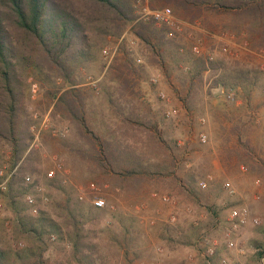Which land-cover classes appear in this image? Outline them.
I'll list each match as a JSON object with an SVG mask.
<instances>
[{"label": "rangeland", "instance_id": "374dc122", "mask_svg": "<svg viewBox=\"0 0 264 264\" xmlns=\"http://www.w3.org/2000/svg\"><path fill=\"white\" fill-rule=\"evenodd\" d=\"M143 5L151 7L150 0L132 2L135 14ZM227 19L225 14L205 10L193 23L181 20L186 25L177 39L184 46L199 40L210 49L214 38L209 34L225 32L223 25ZM122 35L123 39L119 40ZM120 37L108 36L95 58L80 69L83 86L87 87L88 119L100 127L102 136L110 130L127 136L154 163L150 172L122 180L111 173L90 171L86 161L70 152L71 143L75 142L74 124L60 115H52L53 102L47 92L53 87L30 75L27 78L29 130L32 125L41 128L38 141L31 145V140L26 151L35 156V170L26 172L43 185L48 199L34 206L23 200L27 213L35 214L43 209L55 217L66 194L73 200L78 199L77 187H82L85 194L82 201L92 205L88 186L95 183L105 206L97 210L98 215L94 221L87 222L86 228L95 237L99 264H198L208 246L220 250L222 258L218 264H262V258L253 260L255 250L251 239L256 236L254 229L264 225V170L257 168V164L264 167V95L261 93L264 57L245 48L243 35H234L231 51L235 55L215 53L221 69L204 72L195 107L188 111L173 87L182 89L181 69L186 71L189 63L183 59L178 65L163 66L152 61L150 51L138 41L131 26ZM120 45L126 47L127 58L133 60L136 71L130 76L124 94L113 95L115 104L111 105L103 87L112 85L107 70L115 56L118 55L120 63L123 61L117 53ZM113 49L115 53L109 61ZM136 57L142 58V62L137 63ZM224 70L229 75L247 77L250 90L245 84L237 85L235 100L213 93L211 88L216 86L213 78ZM61 82L58 79L56 85ZM181 93L184 96L182 90ZM171 109H176L177 114L167 116L165 111ZM126 113L138 116L143 122L140 128L119 129L120 117ZM201 117L204 122H200ZM200 133L206 134L205 142L200 141ZM151 134L161 137L164 147ZM244 151L257 163L254 171L244 168L238 155ZM9 155L5 147V160ZM56 163L61 169L56 170L51 180L47 172ZM63 170L67 171L66 182H63ZM207 174L213 176V181L202 189L197 182ZM19 181L25 186L22 179ZM226 181L233 193L223 188ZM191 188L198 191V197L191 193ZM162 194L168 195L170 201L160 200ZM0 203V242L14 248L23 247L26 241L20 240L19 245L10 232L13 213L6 205L2 190ZM240 204L247 207L250 217H256L258 223L248 221L231 230L228 210ZM227 233L234 241L232 248L226 246ZM44 258L45 264H75L68 243L57 240L54 235L48 240Z\"/></svg>", "mask_w": 264, "mask_h": 264}, {"label": "trees", "instance_id": "16d2710c", "mask_svg": "<svg viewBox=\"0 0 264 264\" xmlns=\"http://www.w3.org/2000/svg\"><path fill=\"white\" fill-rule=\"evenodd\" d=\"M133 1L0 0V182L16 167V174H11L2 194L13 213L10 221L13 238L18 243L26 241L20 248L0 242V264H45L44 252L53 235L68 243L75 264H99L95 237L86 224L94 221L100 208L76 198L73 200L66 194L62 204L58 205L57 217L43 209L35 214L26 211L23 200L31 189L29 184L23 186L19 181L24 175L20 179L18 175L35 170L34 154L26 153L33 137L27 109L28 76L33 75L53 87L47 92L53 102L52 115H60L74 124L76 135L70 152L86 161L90 171L111 173L125 180L149 173L154 163L127 136L122 137L110 129L102 136L100 127L88 119L87 87L83 86L80 69L95 58L106 38H118L131 26L138 41L150 51L152 61L163 66L178 65L183 59L189 63L186 71L181 69L179 79L184 96L181 90L173 87L188 111L195 107L204 72L221 69L219 61L207 63L203 57L194 56L189 45H182L177 36H168L167 26H155L152 20H136ZM150 6L168 7L187 23L199 19L205 10L225 14L228 19L223 29L243 35L250 51L264 55V0H150ZM180 47H184L183 52ZM117 50L123 61L120 63L118 55L115 56L107 70L112 85L103 87L111 105L115 104L113 95L124 94L130 76L136 71L133 60L127 58L126 47L120 45ZM165 71L167 73L166 67ZM58 79L62 82L56 85ZM246 81L247 77L229 75L224 70L213 78V85L235 89L237 85L245 84L249 91ZM142 124L136 114L126 113L120 117L119 129L134 130ZM151 136L164 147L161 137ZM5 147L10 151L7 160L4 158ZM238 155L246 166L244 168L255 170L253 166L257 163L247 151ZM257 166L264 170L261 164ZM190 191L198 197L196 189ZM254 232L256 236L251 239L255 250L253 260L260 261L264 254V225L257 226ZM221 258L220 250H214L212 254L205 252L198 264H218Z\"/></svg>", "mask_w": 264, "mask_h": 264}, {"label": "built area", "instance_id": "2783aa9c", "mask_svg": "<svg viewBox=\"0 0 264 264\" xmlns=\"http://www.w3.org/2000/svg\"><path fill=\"white\" fill-rule=\"evenodd\" d=\"M135 7L136 4H135ZM136 14H137V19L136 20H152L155 24V26H167L169 28L168 36L170 37H175L177 36L182 30L183 26L185 25L181 20H179L170 10L168 7H162V8H150L146 5H143L139 7V9H136ZM211 37L214 38V41L212 42V48L208 49L204 47L199 40L192 41L189 44V49L190 52L194 56L198 57H203L206 62H211L215 60V53L219 52L225 55H235L231 51V45L233 44V38L234 35L229 32H220L218 34H209ZM124 35L120 37L119 40H122ZM131 43H134L132 40ZM243 45L247 48V42L244 40ZM181 52L184 51V47H180L179 49ZM249 50V49H248ZM104 54H107V48L104 49ZM115 53V49L111 52L109 56V61L111 60V57ZM264 57V55H261ZM135 61L137 63L142 62V58L136 57ZM155 81V79H153ZM211 91L214 93H219L222 94L226 97V99L229 100H235L236 98V90L235 89H226L222 85L218 84L215 87L211 88ZM261 93L264 95V85L261 87ZM167 116H174L177 114L176 109H171L165 111ZM200 122H204V118L201 117ZM40 127V126H39ZM37 128V126L32 125L30 127L32 133H33V139L31 142V145H34L36 141L39 139V134H40V128ZM199 139L201 142L206 141V134L205 133H200ZM61 165L58 163L55 164L53 169H50L47 172V176L49 178H54L56 174V170L60 171ZM66 170L62 171V175L64 176L66 174ZM0 174H2V170H0ZM11 174H16V167L7 175V177L0 182V190H4L6 188V183ZM23 181L27 184L30 185V191L25 194L24 200L29 206H34L38 203V201L45 202L48 199L47 194L44 192V187L42 184H40L38 181H35L34 178L30 174H24L23 176ZM213 181V176L211 174H207L201 179L198 180L197 184L200 188L204 189L206 188L211 182ZM63 182H66L65 176L63 179ZM79 190V193L77 195V198L79 200H84L85 199V194L83 193L82 187H77ZM223 188L227 190L229 193H233L234 190L231 186V184L226 181L223 183ZM99 187L95 185V183H90L88 186V192H89V201L90 203L97 208H102L105 206V199L99 194ZM155 195V194H154ZM160 200L163 202H169L170 197L166 194L160 195ZM1 206V203H0ZM171 220H174V217H171ZM228 220L230 222V228L231 230H237L240 225H244L248 221H251L253 223H258V219L256 217H250L249 212L247 207L244 204H240L238 206H233L230 207L228 210ZM229 233L226 234L227 240H226V246L228 248H232L234 246V241L229 238ZM21 245V242L18 243ZM214 252V247L213 246H208L207 247V253L212 254ZM224 261V260H223Z\"/></svg>", "mask_w": 264, "mask_h": 264}, {"label": "water", "instance_id": "95a60500", "mask_svg": "<svg viewBox=\"0 0 264 264\" xmlns=\"http://www.w3.org/2000/svg\"><path fill=\"white\" fill-rule=\"evenodd\" d=\"M263 257H264V254H263ZM263 257H262V258H263Z\"/></svg>", "mask_w": 264, "mask_h": 264}]
</instances>
